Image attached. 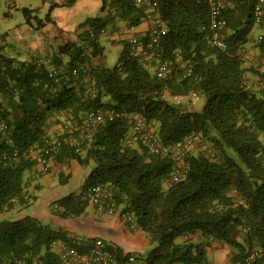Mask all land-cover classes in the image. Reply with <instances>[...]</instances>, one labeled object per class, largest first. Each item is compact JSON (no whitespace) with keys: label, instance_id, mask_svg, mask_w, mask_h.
<instances>
[{"label":"trees","instance_id":"obj_1","mask_svg":"<svg viewBox=\"0 0 264 264\" xmlns=\"http://www.w3.org/2000/svg\"><path fill=\"white\" fill-rule=\"evenodd\" d=\"M154 1L167 28L154 47H148L153 22L146 7L136 0H103L104 15L82 23L81 41L61 46L60 54L70 56L66 65L60 56L45 58L52 62L39 65L36 58L18 62L0 54V92L11 101V108L0 105V120L8 124L6 131H0V261L82 264L64 261L55 248L62 242L76 246L66 232L30 215L12 219L4 214L28 207L35 197L28 190L27 174L40 162L38 155L24 152L43 144L51 136V126L82 122L90 109L100 108L122 116L107 118L92 138L82 140L80 148L66 144L50 154L49 161L56 157L92 166L85 190L95 184L112 187L121 213L133 214L137 227L150 237L149 264H207V240L231 246L235 264H264V87L247 82V73L259 77L257 65L264 64V21H256L257 0H227L228 24L223 33L227 50L206 41L208 0ZM23 11L29 21L38 18L34 10ZM116 21L131 28L145 21L151 26L144 35L129 29L139 45L124 36L117 65L96 64L104 51L100 36ZM257 25L263 33L252 44L257 59L249 63L245 55ZM160 61L174 64L164 77L156 72ZM54 70L59 82L50 75ZM189 70L191 74L185 76ZM92 87L96 97L90 94ZM194 91L200 96L197 103L191 99ZM176 95L184 99L178 103ZM135 117L145 119L165 145L192 136L208 146L187 152L184 179L173 182L172 157L153 154L143 143L127 144L133 131L130 119ZM4 153L8 154L5 160ZM85 190L58 200L55 214L83 215L91 205ZM197 235L205 240L194 241ZM95 239L78 244V251L89 253ZM109 248L119 259L130 254L119 246L109 244ZM256 250L258 256L248 262Z\"/></svg>","mask_w":264,"mask_h":264},{"label":"crops","instance_id":"obj_2","mask_svg":"<svg viewBox=\"0 0 264 264\" xmlns=\"http://www.w3.org/2000/svg\"><path fill=\"white\" fill-rule=\"evenodd\" d=\"M67 2V0H55L53 2L54 4H65L54 8L48 5V8L52 9V11L49 12L51 13L49 20L41 18V16L36 13V8L27 6L28 4H19L20 6H17L18 4L16 3L15 7H18V10H22L21 12H24V8L34 10L35 12H33V14L38 15V18L33 16L34 18H30L29 21L24 12L26 20L20 23L16 22L14 30L10 28L0 31V54L14 58L18 62H30L33 61L36 56H44L53 59H57V57L60 56L62 63L66 65L70 61V56L60 54L61 46L71 42L79 43L81 41V33L85 29L82 27V23L89 17L104 15L103 0H72V3ZM75 11H86L85 13L87 15L90 14V16H88L84 22L75 21L72 23L71 19L74 17ZM49 13L47 15H49ZM13 16L14 14L12 12L6 13L5 16L2 17L3 20H1V22L3 23L4 20H9ZM36 22H39V24H35ZM150 26V21H145L141 26L135 28V32L144 35L150 30ZM128 28L130 29V27L124 23L121 32L122 34L126 33V36L130 37L133 33L130 34ZM250 49L248 54L256 58V50L253 49L252 46ZM103 55L104 53L101 56ZM94 61L96 64H99V57ZM247 78L251 79L254 77L247 74ZM0 105L11 108L10 99L1 92ZM62 132V123L49 128V133L52 136H58L62 134ZM91 170L92 166L83 167L74 160L63 162L53 157L47 167V173H44L42 164L38 163L28 176V178H30L28 190L30 194L35 197L28 207H18L8 211L7 213H11L9 218L21 219L30 215L38 218L45 224H51L52 226L49 224L47 225L54 230L66 232L67 236L73 240L83 237L88 241L97 237H102L110 245L121 247L125 253L143 254L147 257L153 248L150 237L141 229L135 232L131 231L120 213L112 216L104 215L101 214L96 207L90 205L87 211L79 217L62 218L59 216L53 217L51 215L49 206H53L63 197L70 194H80L85 190L86 179ZM40 179H43V181H39ZM33 181L36 182L34 183ZM74 182L75 185H73ZM79 188H81V191L77 193ZM34 189L38 190L39 193L33 194L32 190ZM62 190L64 192H62ZM120 210H122V207H120ZM46 218L47 220H45ZM105 237L109 238L106 239ZM198 239H200V242L205 240L201 235L193 237V240L196 242ZM206 242V249L208 247V249L212 250L215 258L220 260V264L227 261V257L229 256L228 252H233L227 244L219 240H207L204 243ZM55 248L59 250V244H55ZM207 264L214 263L209 262Z\"/></svg>","mask_w":264,"mask_h":264},{"label":"built area","instance_id":"obj_3","mask_svg":"<svg viewBox=\"0 0 264 264\" xmlns=\"http://www.w3.org/2000/svg\"><path fill=\"white\" fill-rule=\"evenodd\" d=\"M210 4V22L208 26H204L206 33L207 43L215 48L221 50H227L228 44L223 36L224 30L227 27L228 21L224 15L226 8L227 0H208ZM136 3L139 6H144L149 11V20L153 22V38L148 47H154L158 45L162 35L167 33V28L164 25L160 12L157 10V3L154 0H136ZM255 17L258 23L264 21V0H257L255 5ZM131 31H135L134 27H130ZM132 43L139 45L137 35L132 34L130 36ZM143 49V46H141ZM247 62L252 63V56L249 54L245 55ZM51 59L37 58L36 63L39 65L45 63H51ZM174 67L172 61H160L157 65V75L159 77H164L169 74ZM85 68V67H84ZM259 72L258 84L264 87V64L257 65ZM58 70H54L50 73L56 82H59V79L56 77ZM75 74H78V69L74 71ZM191 74V70L187 72V75ZM248 82V81H247ZM97 90L91 88L90 94L93 97L97 96ZM200 96L198 92L194 91L191 94V99L193 103H197ZM175 99L180 103L184 97L182 95H176ZM122 116V113L115 110L104 112L100 108L90 109L82 122H66L63 125V132L58 136H50L45 139L43 144L35 145L31 147L28 151L30 154L35 156L38 155L40 164L43 166V172L47 173V167L49 166V156L50 154L58 151L66 144H71L77 148L81 147L82 140L84 138H92L94 130L98 125L104 123L107 118L115 119ZM130 122L133 125V131L127 139V144L129 146H136L138 143H143L149 152L153 154H158L161 156L172 157L175 162V172L173 173V182H179L184 179L188 172L187 164V152L194 146V143L197 139L190 136L187 140L183 142L176 143L175 145L169 146L161 142L158 134L155 129L142 117H135L130 119ZM8 129V124L0 120V131H6ZM79 135V136H77ZM15 157L19 155V152L16 151L13 154ZM8 157V154L4 153L3 159L5 160ZM2 159L0 158V164ZM86 199H88L94 207L98 209L101 214L112 216L117 213H121L118 203L114 199L113 189L110 185L106 184H95L90 187H87L85 190ZM121 216L126 220L130 225L131 231L135 232L138 230L136 220L133 214L130 212L121 213ZM87 240L86 238L80 237L75 238L74 242L76 246L81 242ZM74 245V244H73ZM68 246L66 243H59V248L61 256L64 261L68 262L71 259L82 264H149L146 257H142L136 253L128 254L124 259L117 258L109 248V244L103 239H95L94 245L90 248L89 253L79 252L77 247ZM260 251H253L249 257L248 262L255 259ZM37 261H34L32 264H36ZM0 264H13L8 261H0ZM16 264H31L26 261H19ZM236 264H244L239 262Z\"/></svg>","mask_w":264,"mask_h":264},{"label":"rangeland","instance_id":"obj_4","mask_svg":"<svg viewBox=\"0 0 264 264\" xmlns=\"http://www.w3.org/2000/svg\"><path fill=\"white\" fill-rule=\"evenodd\" d=\"M55 0H0V31L2 30H7L10 29L14 30L15 29V23H20L22 21L26 20V16L24 14V12H21L22 10H18V7H15V4L17 3V6H20L19 4H23V5H27V6H32L33 8L37 9V14H39L41 16V18L45 19L47 14L52 11V9L48 8V5H55L53 2ZM68 3H72V0H67ZM12 12L14 14V16L12 18H10L9 20H4L3 23L1 22L2 17L5 16L6 13ZM86 11H75L74 13V17L71 19V22L74 23L75 21L77 22H84L85 19L90 16V14H86ZM124 21H116L115 23H112L111 25H109L107 31L105 33H103L100 36V42L104 47V55L99 57V61L102 65H105L107 67H114L115 65L118 64L119 61V57L121 55V52L123 51V37L126 36V33L122 34L121 30L123 29L124 26ZM35 24H39V22H36ZM4 27V29H3ZM129 29V28H128ZM263 33V29L260 25L255 26L252 34H251V46L254 43V40L258 39L260 37V34ZM131 34V33H130ZM129 34V35H130ZM147 56V60H151L152 58L149 57V54L146 55ZM44 56H36L35 58H41ZM47 58V57H44ZM252 61H254V57H252ZM41 67V66H40ZM250 76L254 77V78H247V81L250 82V84H258V76L254 73H247ZM204 103V101H201L198 106H202V104ZM195 105V104H193ZM198 141H195L194 146H193V150L196 149H203L205 146L208 147L206 144L202 145L201 143H197ZM205 149V148H204ZM29 176V174L27 175V177ZM39 181H43V179H40ZM34 183L36 181H33ZM73 185H75V182L73 183ZM63 189V188H62ZM81 191V188L78 189L77 193H79ZM62 192H64L62 190ZM33 194H38L39 191L34 189L32 190ZM41 193V191H40ZM50 211H51V215L53 217H57V215L54 212V205L53 206H49ZM11 213H5V217L9 218ZM47 220V218L45 219ZM49 224V223H47ZM51 225V224H49ZM52 226V225H51ZM106 239H108L109 237H105ZM110 241V240H109ZM182 241V239H179V242ZM198 243H200V239L197 240ZM206 246L207 244L204 243ZM152 246V245H151ZM229 248L231 249L232 247L229 246ZM233 250V248L231 249V251ZM233 253V254H232ZM228 252V257H227V261L222 263V264H235L232 260L233 256H234V252ZM143 255V254H142ZM205 258L207 263H214V264H220V260L216 259L215 256L212 253V250L206 249V253H205Z\"/></svg>","mask_w":264,"mask_h":264},{"label":"clouds","instance_id":"obj_5","mask_svg":"<svg viewBox=\"0 0 264 264\" xmlns=\"http://www.w3.org/2000/svg\"><path fill=\"white\" fill-rule=\"evenodd\" d=\"M52 136V135H51ZM139 229V228H138Z\"/></svg>","mask_w":264,"mask_h":264}]
</instances>
